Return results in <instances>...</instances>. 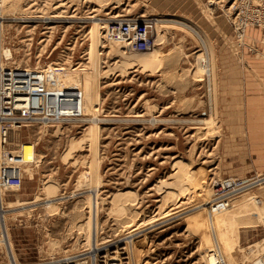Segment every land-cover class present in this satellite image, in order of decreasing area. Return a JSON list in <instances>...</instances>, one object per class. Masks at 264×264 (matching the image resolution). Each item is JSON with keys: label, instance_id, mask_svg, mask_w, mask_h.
<instances>
[{"label": "rangeland", "instance_id": "rangeland-1", "mask_svg": "<svg viewBox=\"0 0 264 264\" xmlns=\"http://www.w3.org/2000/svg\"><path fill=\"white\" fill-rule=\"evenodd\" d=\"M232 2L0 0L1 49L17 66H64L50 88L80 89L82 117H92L13 133L15 154L25 144L34 153L17 161L23 185L3 197L20 264L96 244L111 249L127 235L149 264H211L205 254L214 246L227 264L254 262L248 246L263 252L264 168L255 163L264 159L234 145V129L242 139L250 134L235 124L233 70L258 59L264 28L260 41L249 39L260 34L255 28L240 40ZM130 14L155 20L150 50L106 39L105 23ZM229 175L250 180L225 209L207 211L212 180ZM0 264H10L2 242Z\"/></svg>", "mask_w": 264, "mask_h": 264}, {"label": "built area", "instance_id": "built-area-1", "mask_svg": "<svg viewBox=\"0 0 264 264\" xmlns=\"http://www.w3.org/2000/svg\"><path fill=\"white\" fill-rule=\"evenodd\" d=\"M231 14L236 36L248 24L264 28V0H233ZM105 24L106 37L120 40L129 50H147L154 44L156 22L147 16L119 15ZM4 58L6 64L0 53V200L2 190L17 189L23 185V175L16 164L18 156L12 152V131L28 124L50 125L80 119L84 115L80 89L55 90L48 86V78L59 71L56 66L47 74V68L14 66L7 64L8 59ZM249 180L230 175L215 177L210 184L212 193L205 205L207 211L213 212L228 205L229 194ZM127 236L128 239L119 241L114 249L103 245L101 253L87 248L54 255L34 264H113L114 261L109 258L112 255L118 256L115 264H149L148 258L136 252L135 241H131L133 238ZM206 253L216 256L213 264H226L217 248H209Z\"/></svg>", "mask_w": 264, "mask_h": 264}, {"label": "crops", "instance_id": "crops-1", "mask_svg": "<svg viewBox=\"0 0 264 264\" xmlns=\"http://www.w3.org/2000/svg\"><path fill=\"white\" fill-rule=\"evenodd\" d=\"M251 28L257 29L260 34L255 37H249V39H254L260 41L259 36L262 35L259 28L253 26ZM260 56L258 59L249 61L247 68L240 66L234 67V89L235 95L239 100L237 108L239 114L237 115L238 120L235 124L242 126V133L247 137L242 139L238 133V130L233 132L238 135H234L236 139L234 145L236 147H241L251 152H255L256 155L260 156V160H263L264 157V50H260ZM245 57L241 56V61L243 66H245L244 61ZM240 108L242 111H240ZM248 111V116H247ZM256 169L264 168V162L259 161L255 163ZM243 177V176H242Z\"/></svg>", "mask_w": 264, "mask_h": 264}, {"label": "bare ground", "instance_id": "bare-ground-1", "mask_svg": "<svg viewBox=\"0 0 264 264\" xmlns=\"http://www.w3.org/2000/svg\"><path fill=\"white\" fill-rule=\"evenodd\" d=\"M3 1H5V0H3ZM4 8H3V3L1 4L0 3V27H3L4 25H5V23H4V20H3V18H1L2 17V10H3ZM107 26V25H106ZM253 26H255V25H251V24H248V25H246V26H244L243 28H242V32H240V34H239V36H237L238 38H240V40H242L243 39V37L245 36L244 34H245V32L249 29V28H251V27H253ZM257 28H262V27H259V26H256ZM106 29V28H105ZM105 36H106V34H105ZM106 39L107 40H109V41H115V42H119V43H123V42H121L120 40H116V39H111V38H107L106 37ZM154 42H155V40H154ZM152 48V47H151ZM151 48H149V50L151 49ZM130 51H136V52H143V51H138V50H130ZM145 51H147V50H145ZM0 53H1V55L3 56V61H4V63L6 64V62H5V58H4V56H6V58L8 59L7 60V64H11V65H14V66H17L15 63H14V61H13V59H12V57L14 56L13 54L14 53H12V51H10V50H5V51H3L2 49H1V47H0ZM14 58V57H13ZM2 61V60H1ZM3 63V62H2ZM56 66V68H58L59 69V71H57V73H60V72H63L65 69V67L64 66H62V65H55ZM55 66H50V67H45V68H47L46 69V72H47V74H50L53 70H54V68H55ZM61 69V70H60ZM47 84H48V86L50 87V82H49V78H48V80H47ZM81 110H82V114H84V108H83V103H82V99H81ZM82 116H84V115H82ZM90 118H92V117H88V118H84V117H81L80 119H69V120H67L68 122H73V121H75V120H82V121H84V120H89ZM89 121H91V120H89ZM64 121H58V122H56L55 124H59V123H63ZM35 124V123H34ZM40 124H43V125H49V124H46V123H40ZM28 125H30V124H28ZM50 125H54V124H50ZM21 128V127H20ZM17 129H19V128H17ZM17 129H15L14 131H12V137H13V133L17 130ZM12 137H11V139H12ZM33 150H32V146L31 145H28V144H25L24 146H23V149H22V153H21V155H17L18 156V159H17V161L19 160V158L21 157V159H22V161H24V162H31V161H33L34 160V153L32 152ZM12 152H13V154H15V152L12 150ZM16 161V164L20 167V171H21V174L22 175H24V171H23V163H20V162H17ZM262 181V180H261ZM260 181V182H261ZM7 191L8 190H2L1 191V195H2V200H0V242H2L3 244H4V247L6 248V251H7V254H8V256H9V262H10V264H20L17 260H16V257H15V255H14V252H13V249H12V247H11V244L9 243V224H8V217L6 216V212H7V209H6V205L4 204V202H3V197H6L7 196ZM92 200V205L95 203V201H96V204H97V200L98 199H95V201H93V199H91ZM50 204H52L51 202H49ZM228 205H229V201H228ZM228 205H226V206H223L222 208H220V209H225ZM214 212V211H213ZM212 217V216H211ZM223 218H224V214H223V212L221 213V211L218 213V214H216V224L217 223H219L221 220H223ZM212 219V218H211ZM98 220L96 219V223H94L93 222V226H92V223H91V229H92V231H91V234L93 235V236H95L96 238H97V236H98V231H97V222ZM197 221H201L202 222V220L201 219H199V220H197ZM152 223V222H151ZM150 223V224H151ZM197 225V224H196ZM210 227H211V230H213V231H215V222L213 221V220H211V223H210ZM8 232V233H7ZM93 236L91 237L90 236V246H95V241L93 240L94 238H93ZM96 240V243H98V239H95ZM108 242V241H107ZM263 245H264V242H263ZM211 248H217L218 249V252H219V254L222 256V258L224 259V261H225V263H226V258H225V255H224V253L219 249V247H211ZM95 249V251H96V253H101L103 250H104V246L103 245H97L96 244V247L94 248ZM209 249V248H208ZM262 249H263V252L262 251H260V252H258V248L257 247H250L249 248V246H248V253H249V257L251 258V259H256L254 262H252L251 264H264V247H262ZM77 251H79V250H77ZM68 252H76V251H65L64 253H68ZM206 256H207V258L209 259V261L211 262V264H213V262H214V260H215V258H216V256L213 254V253H206L205 254ZM110 258V261H114L113 262V264H115L116 263V260H117V258H118V256H116V255H112V256H110L109 257ZM211 259H213V260H211ZM227 264V263H226ZM243 264H246V263H243Z\"/></svg>", "mask_w": 264, "mask_h": 264}]
</instances>
